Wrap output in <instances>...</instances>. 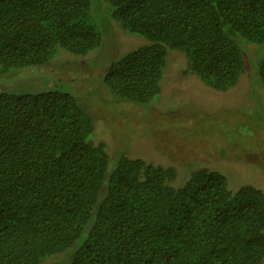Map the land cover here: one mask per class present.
<instances>
[{
  "label": "trees",
  "instance_id": "1",
  "mask_svg": "<svg viewBox=\"0 0 264 264\" xmlns=\"http://www.w3.org/2000/svg\"><path fill=\"white\" fill-rule=\"evenodd\" d=\"M104 1L150 40L107 70L120 103L145 106L161 92L168 48L226 91L246 67L239 38L264 43V0ZM101 43L91 0H0V76L47 64L59 47L85 55ZM258 73L264 89V57ZM94 130L68 92H0V264L65 252L71 264L264 263L263 190H234L205 167L176 185L175 167L125 154L112 169Z\"/></svg>",
  "mask_w": 264,
  "mask_h": 264
},
{
  "label": "rangeland",
  "instance_id": "2",
  "mask_svg": "<svg viewBox=\"0 0 264 264\" xmlns=\"http://www.w3.org/2000/svg\"><path fill=\"white\" fill-rule=\"evenodd\" d=\"M91 2L102 32L101 45L85 55L59 47L47 64L12 68L0 76V92L72 94L93 118L92 137L105 143L112 169L125 154L175 167L172 183L176 185L192 170L205 167L223 173L234 190L252 184L264 191V89L258 73L264 43L239 38L246 67L226 91L193 74L184 52L168 48L161 92L145 106L120 103L105 85L107 70L113 61L150 40L124 30L112 18L109 3ZM69 254L52 255L43 264H71Z\"/></svg>",
  "mask_w": 264,
  "mask_h": 264
}]
</instances>
